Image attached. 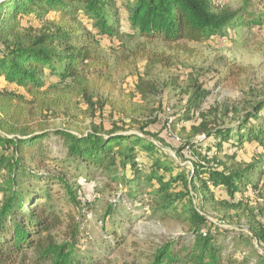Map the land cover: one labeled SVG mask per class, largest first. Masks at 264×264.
I'll list each match as a JSON object with an SVG mask.
<instances>
[{
	"label": "trees",
	"instance_id": "1",
	"mask_svg": "<svg viewBox=\"0 0 264 264\" xmlns=\"http://www.w3.org/2000/svg\"><path fill=\"white\" fill-rule=\"evenodd\" d=\"M263 30L264 0H247L239 8L221 6L219 0L1 2L0 264H110L107 253L98 256L90 250L84 228L91 202L86 195L98 193L91 186L97 172L130 191L145 187L160 211L190 227L186 240L166 241L119 264H264L258 249H253L255 258L238 247L226 253L217 240L231 231L245 241L255 240L264 251V208L245 210L244 201L246 193L262 190L264 171L237 158L246 145L264 151V98L248 101L243 111H205L211 90L191 74L184 104L168 122L183 139L178 152L180 157L188 153V170L162 150L163 140L147 129L155 122L148 118L152 110L135 108L126 115L129 125L122 120H112L109 126L95 122L107 108H116L111 90L118 66L102 50L103 44L120 50L133 44L146 57L132 95L147 103L168 86L153 73L156 65L172 63L158 46L213 41L242 47ZM213 76L214 85L224 78L218 72ZM38 95L51 97L41 102L46 111L80 101L86 105L89 126L75 133L25 123L19 108L30 101L27 96ZM52 144L60 150L53 153ZM209 204L223 217L242 209L250 218L248 234L210 221L204 213ZM114 216L110 206L102 222L110 236L105 246L109 252L124 244Z\"/></svg>",
	"mask_w": 264,
	"mask_h": 264
},
{
	"label": "rangeland",
	"instance_id": "2",
	"mask_svg": "<svg viewBox=\"0 0 264 264\" xmlns=\"http://www.w3.org/2000/svg\"><path fill=\"white\" fill-rule=\"evenodd\" d=\"M245 1L247 0H219V3L225 7L239 8ZM255 8L257 7H251L249 10ZM114 47L115 45H102L105 54L111 61H116L118 66L115 86L111 90L113 91L111 97L116 108H107L102 116L95 119V122H104L109 126L112 120L116 122L122 120L121 122L129 125L126 115L135 108L152 110L154 113L148 118H155V122L149 124L147 129L158 134V137L164 142L162 150L178 164L184 166L186 170L191 169L192 165L186 151L181 153V157L178 152L183 139L178 132L170 130L168 122L171 119L174 120L173 114L178 112L184 104L183 92L190 87L191 74L198 75L200 81H205L207 88L211 90V94L203 106L205 111L210 107L218 108L220 114L225 110L243 111L248 101H258L264 98V30L252 35L242 47L236 45L225 47V43L213 41L207 43L185 42L163 49L158 46L156 49L162 50L172 57V63L165 62L156 65L153 68V73L161 85L166 83L168 86L164 85L161 96L151 98L147 103H142L138 97L132 95L137 75L143 72L146 66V57L135 51L133 44L123 50ZM216 72L224 78L214 85L213 75ZM27 99L30 101L25 102L19 108L20 112H17L25 123L37 122V124L43 123L52 127L69 128L75 133L83 132L90 124L86 105L80 101L74 100L70 106H52L50 111H46L43 110L41 102L42 100H45L44 104L49 102L51 99L49 95L27 96ZM43 115L46 118L49 116V118L44 119ZM231 117L232 114L225 115L224 121L228 122ZM183 124L189 126V123ZM197 139L202 140L203 136H197ZM57 147L52 144L53 153L60 150ZM226 151L229 153L231 149L226 147ZM237 158L246 164L255 163V168L264 171V151L255 145H246V149L240 151ZM93 180L91 186H94L98 193L89 199L91 200L90 208L85 212L87 220L84 221V228L89 234L91 242L88 244L90 250L96 253L94 255L100 256L102 253H107L110 264H119L132 260L136 252L150 253L166 241L188 238L190 227L187 222L177 216L160 211L156 205V199L146 193L145 187L133 188L130 191L129 186L120 185L109 176L99 172L94 175ZM262 186V190L258 193L252 191L246 193L244 201L248 208L246 207L245 210L251 208L258 211L264 208V184ZM89 195L87 194V196ZM222 196L224 195L222 194ZM110 206L115 208L113 218L118 226L114 225V228L122 236L124 244L109 252L105 246L110 241V236L102 228V222L104 214ZM242 212V209H239L236 212H230V215L226 213V216L223 217L224 213L214 209L212 204L206 206L204 210L210 221L229 230L236 229L248 234L247 225L250 223V218ZM217 240L223 245L226 253L235 247L244 250L245 255H250L252 258L256 257L254 248L258 249L260 253H264L255 240L245 241L246 239L238 237L231 231L219 236Z\"/></svg>",
	"mask_w": 264,
	"mask_h": 264
},
{
	"label": "built area",
	"instance_id": "3",
	"mask_svg": "<svg viewBox=\"0 0 264 264\" xmlns=\"http://www.w3.org/2000/svg\"><path fill=\"white\" fill-rule=\"evenodd\" d=\"M86 197H87V199H90L92 197V195L91 194L89 196L86 195Z\"/></svg>",
	"mask_w": 264,
	"mask_h": 264
},
{
	"label": "water",
	"instance_id": "4",
	"mask_svg": "<svg viewBox=\"0 0 264 264\" xmlns=\"http://www.w3.org/2000/svg\"><path fill=\"white\" fill-rule=\"evenodd\" d=\"M3 1H5V0H0V3L3 2Z\"/></svg>",
	"mask_w": 264,
	"mask_h": 264
}]
</instances>
